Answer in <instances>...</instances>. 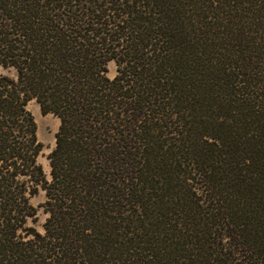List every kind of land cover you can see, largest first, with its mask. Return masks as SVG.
<instances>
[{
  "label": "trees",
  "instance_id": "trees-1",
  "mask_svg": "<svg viewBox=\"0 0 264 264\" xmlns=\"http://www.w3.org/2000/svg\"><path fill=\"white\" fill-rule=\"evenodd\" d=\"M0 68V264H264V0H0Z\"/></svg>",
  "mask_w": 264,
  "mask_h": 264
},
{
  "label": "rangeland",
  "instance_id": "rangeland-1",
  "mask_svg": "<svg viewBox=\"0 0 264 264\" xmlns=\"http://www.w3.org/2000/svg\"><path fill=\"white\" fill-rule=\"evenodd\" d=\"M107 70V77L109 79H113L116 75V67L114 63H109L107 65ZM0 75L14 78V71L11 69L3 70L0 68ZM26 110L32 115L34 119L36 124L37 140L43 145L36 162L41 167L46 179L49 180L50 167L47 156L54 148V134L57 132L59 122L52 115H41L37 104L33 100L27 103ZM45 200V194L42 190H39L35 196L28 199L29 205L34 210V215L31 218H28L25 223V227L36 231L42 236L45 233L44 224L48 218V214L43 208ZM16 237L21 241L25 240L24 233L22 231H18ZM28 238H31V236Z\"/></svg>",
  "mask_w": 264,
  "mask_h": 264
}]
</instances>
